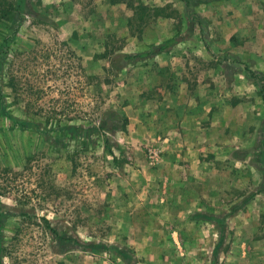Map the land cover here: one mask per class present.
<instances>
[{
	"label": "rangeland",
	"instance_id": "obj_1",
	"mask_svg": "<svg viewBox=\"0 0 264 264\" xmlns=\"http://www.w3.org/2000/svg\"><path fill=\"white\" fill-rule=\"evenodd\" d=\"M0 264H264V0H0Z\"/></svg>",
	"mask_w": 264,
	"mask_h": 264
},
{
	"label": "trees",
	"instance_id": "obj_2",
	"mask_svg": "<svg viewBox=\"0 0 264 264\" xmlns=\"http://www.w3.org/2000/svg\"><path fill=\"white\" fill-rule=\"evenodd\" d=\"M18 8H17V6L15 7V8H13V9H11L10 11L8 10L5 14H3V17H7V16H9L12 12H14V11H16ZM173 43V40H166L165 41V43H163L161 46H158V47H156V48H154L152 51H149V52H145V53H143V55H141V56H149V55H154V54H156V53H159V52H162V51H164V50H166L167 49V47H169L171 44ZM138 56H140V55H128V58L130 59H135V58H137ZM26 123V122H25ZM74 136H76V133L74 134V133H72V137H74ZM60 238H63V237H61V236H59Z\"/></svg>",
	"mask_w": 264,
	"mask_h": 264
},
{
	"label": "crops",
	"instance_id": "obj_3",
	"mask_svg": "<svg viewBox=\"0 0 264 264\" xmlns=\"http://www.w3.org/2000/svg\"><path fill=\"white\" fill-rule=\"evenodd\" d=\"M185 136H186V137H185L186 141L189 142V141L187 140V138H188L189 135L187 134V135H185Z\"/></svg>",
	"mask_w": 264,
	"mask_h": 264
}]
</instances>
